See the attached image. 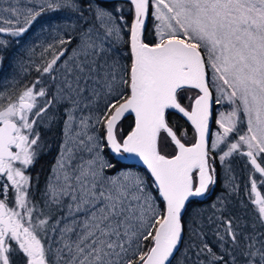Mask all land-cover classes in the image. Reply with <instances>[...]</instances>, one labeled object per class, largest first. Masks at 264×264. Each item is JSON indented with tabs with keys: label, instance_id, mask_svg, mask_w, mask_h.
Masks as SVG:
<instances>
[{
	"label": "snow or ice",
	"instance_id": "6c2138e0",
	"mask_svg": "<svg viewBox=\"0 0 264 264\" xmlns=\"http://www.w3.org/2000/svg\"><path fill=\"white\" fill-rule=\"evenodd\" d=\"M125 3L130 26L124 7L104 0L0 8V33L18 40L45 11L77 21L40 63L34 48L14 58L20 72L28 58L34 80L0 86V264H264V0ZM8 47L0 40V69ZM213 105L229 110L209 142ZM172 112L190 122L193 143ZM53 123L64 139L40 189L30 169L44 147L39 126ZM214 151L226 173L244 159L247 198L233 177L211 215L186 220L217 184ZM106 152L138 157L147 174L117 171Z\"/></svg>",
	"mask_w": 264,
	"mask_h": 264
},
{
	"label": "rangeland",
	"instance_id": "374dc122",
	"mask_svg": "<svg viewBox=\"0 0 264 264\" xmlns=\"http://www.w3.org/2000/svg\"><path fill=\"white\" fill-rule=\"evenodd\" d=\"M34 6L38 10L40 5L44 3V0H32ZM13 0H0V8H6ZM116 5H122L125 9L124 12L127 11V4L125 1H113L112 7ZM110 9V8H109ZM0 15L7 17L8 13L0 12ZM131 17V16H130ZM76 17L70 15L67 12H52V11H45L37 18V20L33 23V25L29 28L28 32H26L22 38H15L11 37L7 33H0V40H6L9 42V47L4 53L7 56L2 69H0V86L5 83L4 78L11 79L14 75H17L18 78L22 81L23 76L27 75L28 70L32 69L34 72L31 73L22 83L26 84L36 78L37 73L35 72L34 66L30 62H28V58L25 56V67L27 68L26 72H20L14 62V58L17 57L19 54L25 53L29 48L35 49V55L31 58L36 63L41 62L40 53L42 52L43 48L47 46V44L52 43L54 37L56 36L57 31L60 32L62 35L66 28H70L72 25L76 23ZM128 38V35H127ZM18 40V42H17ZM214 108V119H212L211 124L212 127L210 129V141L211 139H215V133L221 131L219 126L215 123V119L219 118V112L227 111L228 106L224 105H213ZM47 128V129H46ZM40 138L41 143L43 144V150L40 154L39 159L34 164V166L30 169V173L34 180V175L38 167L36 166L37 163L44 159L45 157L56 158L53 155L52 150H57V154L59 151V146L63 142V125L62 123H53L51 126L41 124L39 126ZM58 135V136H57ZM56 137V139H54ZM216 157V164H217V184L210 188L209 193L201 200H197V203L191 205L188 208V211L185 213V219L187 220L191 217L195 211L203 212L205 218L208 215H211L213 209L212 204L216 202L217 197L221 196L222 194H227L225 184L228 183L233 177L235 178V183L239 186L238 193L235 194L236 197L246 199V193L244 191V185L248 181V172L245 169V161L239 156H234L228 161V165L231 168L230 173H226L225 166L221 165L219 160V155L216 151L213 152ZM56 154V156H57ZM55 163V161H54ZM53 163V164H54ZM40 169V168H39ZM133 169V168H132ZM136 172H140L138 170H132ZM213 188V189H212ZM233 204L238 205V200L236 198L233 199Z\"/></svg>",
	"mask_w": 264,
	"mask_h": 264
},
{
	"label": "trees",
	"instance_id": "16d2710c",
	"mask_svg": "<svg viewBox=\"0 0 264 264\" xmlns=\"http://www.w3.org/2000/svg\"><path fill=\"white\" fill-rule=\"evenodd\" d=\"M104 3L106 4V6L108 8H110V9L113 8L112 7L113 1H104ZM124 15L126 16L127 20L130 23L131 17L128 14V12H124ZM124 31H125V37L124 38H125V40H127V35H128L127 34V32H128L127 27H125ZM153 34H154L153 33V21L149 20L146 23V26H145L144 35H145L146 40L147 41H151L152 38H153ZM124 47L127 48V45H125ZM169 120H170L171 123H173L176 127H178L181 130V133H183L186 130L187 135H184L182 138L188 144L192 143V141H193V131H192V128L190 127V125L183 118H181L178 114H176L175 112H172V113L169 114ZM211 122L212 121H210V129L212 127ZM131 125H132V118H131V115H129L127 117V119L122 121V124H121L125 134L129 131V129L131 128ZM54 139H56V137H54ZM169 151H171V149H169ZM106 156L113 164L116 165V170L119 169V168H122V167H132V168L140 171L141 173L146 174L143 171V169L140 166H138V165H125L123 163H120V162L114 160L112 158V155L109 152H106ZM213 156H214V160L210 161V163H214V165L216 167V170H217L216 157H215L214 153H213ZM192 204H193V202H192Z\"/></svg>",
	"mask_w": 264,
	"mask_h": 264
},
{
	"label": "flooded vegetation",
	"instance_id": "af4514ba",
	"mask_svg": "<svg viewBox=\"0 0 264 264\" xmlns=\"http://www.w3.org/2000/svg\"><path fill=\"white\" fill-rule=\"evenodd\" d=\"M32 72H34V71H33L32 69H29L27 75H24L22 79L25 80L28 76L31 75ZM23 80H22V82H23ZM48 127H49V126H48ZM46 129H47V128H46ZM53 152H54V153H53ZM56 152H57L56 149H55V150H52V153H53V155H55V157H56V154H57ZM39 157H40V156H39ZM112 158H113V157H112ZM113 159H114V158H113ZM114 160H115V159H114ZM54 161H55V158L45 157L44 159L40 160V161L37 163L36 166L38 167V169L36 170L35 175H34V182L38 181V187H39L40 189H43L44 184H45V182H46L48 176L50 175V169H51V167H52ZM116 161H117V160H116ZM39 168H40V169H39ZM213 188H214V187H213ZM213 188H212V189H213ZM205 196H206L205 198L208 197L207 195H205ZM205 198H203V199H205ZM193 202H195L194 204L197 203L196 200H193Z\"/></svg>",
	"mask_w": 264,
	"mask_h": 264
},
{
	"label": "water",
	"instance_id": "95a60500",
	"mask_svg": "<svg viewBox=\"0 0 264 264\" xmlns=\"http://www.w3.org/2000/svg\"><path fill=\"white\" fill-rule=\"evenodd\" d=\"M104 1H125V0H104ZM130 21H131V19H130ZM129 26H130V23H129ZM127 39H129V36H128V38ZM177 114V113H176ZM181 118H183L189 125H190V122H188L187 120H186V118H184V117H182V115H180V114H178ZM131 118H132V124H133V121H134V115H131ZM211 121V120H210ZM209 125H210V123H209ZM132 126V125H131ZM190 127L192 128V126L190 125ZM131 130V128L129 129V131ZM209 130H210V127H209ZM192 131H193V136L195 135L194 134V130H193V128H192ZM193 142H194V137H193ZM192 142V143H193ZM191 144V143H190ZM111 153V152H110ZM111 155L113 156V158L115 159V160H117L118 162H120V163H123V164H125V165H138V166H140L142 169H143V171L146 173V169H145V166L143 165V163H142V161H140L139 160V158L138 157H136V156H134V155H130V154H123V155H114V154H112L111 153ZM147 174V173H146ZM202 198H197V199H195L196 201L197 200H201Z\"/></svg>",
	"mask_w": 264,
	"mask_h": 264
},
{
	"label": "crops",
	"instance_id": "0c3cea01",
	"mask_svg": "<svg viewBox=\"0 0 264 264\" xmlns=\"http://www.w3.org/2000/svg\"><path fill=\"white\" fill-rule=\"evenodd\" d=\"M122 170H129V169H122Z\"/></svg>",
	"mask_w": 264,
	"mask_h": 264
}]
</instances>
